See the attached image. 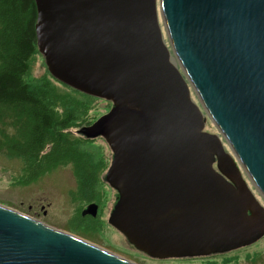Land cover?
Masks as SVG:
<instances>
[{"label": "water", "instance_id": "obj_1", "mask_svg": "<svg viewBox=\"0 0 264 264\" xmlns=\"http://www.w3.org/2000/svg\"><path fill=\"white\" fill-rule=\"evenodd\" d=\"M34 3L50 75L112 103L79 129L112 151L109 223L158 259L262 238L264 205L243 173L264 199V0ZM0 264L136 263L0 204Z\"/></svg>", "mask_w": 264, "mask_h": 264}, {"label": "trees", "instance_id": "obj_2", "mask_svg": "<svg viewBox=\"0 0 264 264\" xmlns=\"http://www.w3.org/2000/svg\"><path fill=\"white\" fill-rule=\"evenodd\" d=\"M35 22L34 0H0V105L11 106L13 113L4 112H9L14 127L21 125L14 136L18 154L25 159L26 166L49 161L34 169L42 173L71 164L76 191L84 200H89L92 193H98L101 188L99 174L106 167L105 159L99 150L88 147L91 139L76 137L71 129L82 125L88 108L97 98L47 76L28 79L31 59L39 53ZM14 106L31 109L18 112ZM6 147L8 153L5 154H12L9 146ZM85 235L96 236L90 232Z\"/></svg>", "mask_w": 264, "mask_h": 264}, {"label": "rangeland", "instance_id": "obj_3", "mask_svg": "<svg viewBox=\"0 0 264 264\" xmlns=\"http://www.w3.org/2000/svg\"><path fill=\"white\" fill-rule=\"evenodd\" d=\"M28 73V79L47 76L54 80L49 75L45 59L41 53L36 54L31 59ZM192 97L195 102L198 101L194 93ZM111 105L110 101L97 98L93 106L88 108V114L84 116L81 124L87 125L100 117L110 109ZM13 109L19 112L21 109L29 110L31 108L14 106ZM4 111L13 113L11 106L0 105V204L31 216L56 229L78 236L136 264H264V236L252 245L230 251L227 256L234 259L235 262L231 261L232 263H224L220 259L223 255L219 254L203 257L154 259L134 249L120 231L108 225L107 213H102L97 219L93 218V221L88 217H81L79 211L84 207V200L76 191V181L71 164L52 167L42 173L36 172L34 169L43 167L49 161L46 163L41 160V163L34 165V167L26 166L25 159L18 154L17 137L14 136L18 134L21 125L14 127V120H11L9 112L5 113ZM15 121L17 122V120ZM76 128H72L71 131L74 136L80 137L76 133ZM28 129L30 130V127ZM205 130L220 134L214 123L208 118ZM6 146H9L12 154H5L8 153ZM88 147L99 150L104 157L106 164L102 173L104 175L112 158L108 144L102 137H97L89 141ZM247 181L264 205V199L256 191L253 184L248 179ZM100 194L104 199L103 211H109L116 200V190L103 183ZM44 210L46 214H43ZM88 232L96 236L94 238L87 237L85 234Z\"/></svg>", "mask_w": 264, "mask_h": 264}, {"label": "flooded vegetation", "instance_id": "obj_4", "mask_svg": "<svg viewBox=\"0 0 264 264\" xmlns=\"http://www.w3.org/2000/svg\"><path fill=\"white\" fill-rule=\"evenodd\" d=\"M84 125H81V126H79V127H77L75 130H76V133L78 134V135H80L82 138H85L86 139V137L84 136V135H82V133L81 132H79V129L81 128V127H83ZM100 137V136H99ZM97 138V137H96ZM94 139V138H93ZM92 140V139H91ZM110 162H111V160H110ZM109 165H110V163H109ZM109 165H108V167H109ZM106 168V167H105ZM104 168V169H105ZM104 169L100 172V174H99V177H100V182H101V179H102V183H101V188L99 189V192L97 193V192H94V193H92V197L89 199V200H84V198L82 197V200H84V207L81 209V211H79V213H80V215H81V217H88L91 221H93V218H98L102 213H107V218L109 219V215H110V213H111V211H112V209H113V207H114V205H115V203H116V201H117V198H118V194H116V200H115V202L112 204V208H110V210L109 211H103V209H104V199L102 198V195L100 194V190L103 188V183H105L107 186H109V184L106 182V180H105V174H106V172L104 173V175H102V173H103V171H104ZM108 169V168H107ZM107 171V170H106ZM76 181V180H75ZM111 189H113L112 187H111ZM76 190H77V183H76ZM114 190V189H113ZM76 192V191H75ZM117 193V192H116ZM80 196H82V195H80ZM90 204H95L96 206H97V208H96V214L95 215H92V214H90L89 213V211H87V208H88V206L90 205ZM43 207V206H42ZM43 214H46V211L44 210L43 211ZM108 219H107V222H108V225H110V226H112L110 223H109V221H108ZM113 227V226H112ZM130 244V243H129ZM130 246H132V247H134L133 245H131L130 244ZM134 249H136L135 247H134ZM136 250H138V249H136ZM138 251H140V250H138ZM140 252H142V251H140ZM142 253H144V252H142ZM229 252H227V253H219V255H223V256H221L220 257V259L224 262L226 259H232V257H228L227 256V254H228ZM145 254V253H144ZM145 255H147V254H145ZM213 255V254H212ZM148 256V255H147ZM209 256V255H208ZM148 257H150V256H148ZM150 258H153V257H150ZM155 259V258H154ZM231 261H234V259H232V260H230L228 263H232ZM235 262V261H234Z\"/></svg>", "mask_w": 264, "mask_h": 264}, {"label": "bare ground", "instance_id": "obj_5", "mask_svg": "<svg viewBox=\"0 0 264 264\" xmlns=\"http://www.w3.org/2000/svg\"><path fill=\"white\" fill-rule=\"evenodd\" d=\"M158 12V16H159V20H160V23H161V18H160V14H159V11H157ZM164 33V32H163ZM164 38H165V41H166V43H167V46L169 47V44H168V41H167V39H166V36H165V33H164ZM173 57V56H172ZM174 61H176L175 59H174ZM192 95V94H191ZM193 98V97H192ZM197 99V98H196ZM197 103H198V101H197ZM202 109V108H201ZM203 110V109H202ZM104 139V138H103ZM222 139V141H223V144L225 145V146H227L226 144V142L224 141V139L223 138H221ZM105 140V139H104ZM254 192V191H253ZM255 194V193H254ZM257 197V196H256ZM258 198V197H257ZM259 199V198H258Z\"/></svg>", "mask_w": 264, "mask_h": 264}]
</instances>
